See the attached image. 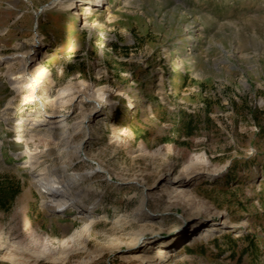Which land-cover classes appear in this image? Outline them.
I'll return each instance as SVG.
<instances>
[{"label":"rangeland","instance_id":"374dc122","mask_svg":"<svg viewBox=\"0 0 264 264\" xmlns=\"http://www.w3.org/2000/svg\"><path fill=\"white\" fill-rule=\"evenodd\" d=\"M53 1L0 0V264H264V0Z\"/></svg>","mask_w":264,"mask_h":264},{"label":"bare ground","instance_id":"6f19581e","mask_svg":"<svg viewBox=\"0 0 264 264\" xmlns=\"http://www.w3.org/2000/svg\"><path fill=\"white\" fill-rule=\"evenodd\" d=\"M76 1H78L79 8L84 11L83 13H80V14H86V15L94 14L105 3V0H54L53 1L54 6H59L60 10L65 15H69L70 17H73V20L71 21V26L69 27V29L71 31H74L76 29L75 21H74V17H75L76 12L70 13L69 10L73 7V5ZM106 1H108V0H106ZM139 1L140 0H133V3L135 4V3H138ZM109 18L112 19V12H110ZM92 22H94V21H90V23H92ZM86 23H89V22H86ZM21 59L23 62V64H22V69H23L25 63L28 61V57L26 55L22 54ZM35 72H36V74L38 73V74L42 75V72L40 71V69H38V67H36L35 70L33 71V73H35ZM11 74H14V73H11ZM171 81H174V80L171 79ZM23 121L24 120H16L15 125L21 126ZM37 121H41V122L46 121V123H40L39 125L47 126V130H49L50 132L54 131L58 126L61 127V125L58 124L59 122L48 121V120H45L42 118V119H34V123H31L32 125L29 127V129L33 128V126H36L35 122H37ZM2 137H3V135H2ZM0 139H2V138H0ZM26 145L28 146V142ZM44 168L48 169V171H46L47 172V179L45 180L44 185H42L43 189H41V190L46 195V199H47L46 200V206L49 208V210L53 214L60 215V214H62L61 212H63L64 209L66 207H69V206L70 207L71 206L72 207L77 206L80 208V210L91 209V206L89 207V204L84 202L85 201L84 197L86 196V193H83L81 189H76L77 188V183H76L77 178L76 177H73V176L70 177L69 176V178H66L65 180H60V179H58L57 176H53V174L56 173L55 167H51L50 165H45ZM35 184L36 183H33V186ZM78 214H79V212H78ZM157 253L162 254V257H166V256L168 257L171 255L170 252L163 251L161 247H158L156 254Z\"/></svg>","mask_w":264,"mask_h":264}]
</instances>
